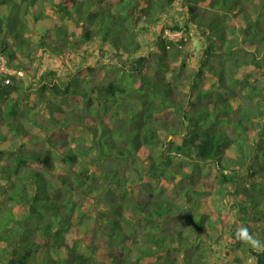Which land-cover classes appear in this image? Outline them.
I'll return each instance as SVG.
<instances>
[{"label": "trees", "instance_id": "trees-1", "mask_svg": "<svg viewBox=\"0 0 264 264\" xmlns=\"http://www.w3.org/2000/svg\"><path fill=\"white\" fill-rule=\"evenodd\" d=\"M0 56V264H264V0H0Z\"/></svg>", "mask_w": 264, "mask_h": 264}, {"label": "rangeland", "instance_id": "rangeland-1", "mask_svg": "<svg viewBox=\"0 0 264 264\" xmlns=\"http://www.w3.org/2000/svg\"><path fill=\"white\" fill-rule=\"evenodd\" d=\"M179 4L173 5L172 7H170L168 12L166 13L165 18H163L162 22L153 25L152 28H150L146 31L139 32L138 36H139L140 42L143 43L145 48L150 49V50L154 49L153 43H154L158 33L161 32V29L163 26L168 24L169 20H172V21L175 20V22L182 21L183 10L181 9V6H180L181 4L180 5ZM191 43L194 45V50H192L190 52L191 58L189 57L186 62L190 63V65L192 66V64H193L192 61L195 58H197V56H198L197 47L199 46V44H198V42L193 41V40L191 41ZM79 49H80V47L78 48V50ZM79 51H81V53H83L82 50H79ZM39 59H40V62H39L40 68H39V74H38L39 76L42 73L48 74L50 71H57L59 73L60 81H67V78L70 77L69 75L72 74V72H70L71 68L67 67V69H65L62 62L61 63L58 62L57 59L53 58L48 53L42 54L41 58H39ZM108 60L109 61L107 63L113 62V59H108ZM122 60H124V59L120 58L117 61L122 62ZM96 61H97V56H93V54L89 51L86 55L82 56L80 59H76V65L75 66L78 67V69H80L84 66H95ZM169 66L170 67L174 66L173 62L169 63ZM36 72H38V70H36ZM23 78H24V76H23ZM17 79H19V78H17ZM27 82H28V80L26 79L24 81V84L26 85V87L29 88L28 93H30V87H32L36 83V79H34V78L30 79V82L32 83L31 86H28L29 83L27 84ZM38 110H39V113L36 114L38 119L45 118L46 113H45L43 107L40 106L38 108ZM99 114H103V112H100ZM2 129L4 131L3 133L6 134L8 136V138H10L9 133H7L4 128H2ZM162 135L164 137V134H162ZM16 143H18V142L16 141ZM212 169H213V167H211V165L205 166V168H204L205 172L208 170H212ZM129 177H132V175H130ZM215 199L216 200L214 201V206L220 207V206H223V204L225 203L226 204L225 206L229 212H231V209H232L229 207V204H233V202H235L237 200L236 197H234L232 195L225 194V193H224V196H222V194L220 192H217L215 194ZM176 202L180 203L181 205H184V201L181 198L177 199ZM172 227H176V224H170L165 229L172 228ZM221 250H222V246L219 247L217 245H214L213 248L211 249V255L213 257H217L220 255L219 252H221ZM182 256L183 255H181V254L178 256L177 264H183L184 263ZM243 259L244 260L246 259L245 260L246 263H252L254 261L253 258L243 257Z\"/></svg>", "mask_w": 264, "mask_h": 264}, {"label": "built area", "instance_id": "built-area-1", "mask_svg": "<svg viewBox=\"0 0 264 264\" xmlns=\"http://www.w3.org/2000/svg\"><path fill=\"white\" fill-rule=\"evenodd\" d=\"M164 38H166L168 41L171 42H180L182 40H186V35L183 31H171V30H164ZM9 76H17L23 77L24 76V70L19 69L15 70L11 67H8L6 58L0 56V81L4 80L6 83H9Z\"/></svg>", "mask_w": 264, "mask_h": 264}, {"label": "clouds", "instance_id": "clouds-1", "mask_svg": "<svg viewBox=\"0 0 264 264\" xmlns=\"http://www.w3.org/2000/svg\"><path fill=\"white\" fill-rule=\"evenodd\" d=\"M246 237L247 240L252 244V246L256 249H260L264 246L260 244L258 240L253 239L252 237L248 236L247 231L243 230L242 233H238V238Z\"/></svg>", "mask_w": 264, "mask_h": 264}, {"label": "water", "instance_id": "water-1", "mask_svg": "<svg viewBox=\"0 0 264 264\" xmlns=\"http://www.w3.org/2000/svg\"><path fill=\"white\" fill-rule=\"evenodd\" d=\"M189 122L188 121H185V125L188 126ZM175 154V153H174Z\"/></svg>", "mask_w": 264, "mask_h": 264}]
</instances>
